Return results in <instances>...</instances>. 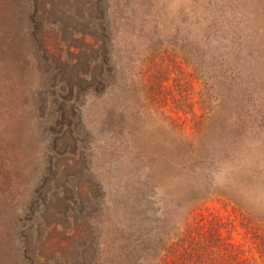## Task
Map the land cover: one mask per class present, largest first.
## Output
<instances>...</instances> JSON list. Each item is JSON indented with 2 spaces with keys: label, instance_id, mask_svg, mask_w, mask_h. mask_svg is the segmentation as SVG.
<instances>
[{
  "label": "rangeland",
  "instance_id": "374dc122",
  "mask_svg": "<svg viewBox=\"0 0 264 264\" xmlns=\"http://www.w3.org/2000/svg\"><path fill=\"white\" fill-rule=\"evenodd\" d=\"M27 4L0 0V264H124L133 229L156 225L143 220L148 210L166 217L152 238L192 218L216 221L257 257L218 195L233 198L245 166L210 170L193 184L199 200L163 186L150 210L137 191L146 170L163 172L156 157L164 148L169 158L176 142L200 138L192 127L209 130L205 83H224L201 60H187L189 12L213 10L223 26L244 29L238 40L248 54L232 48L220 56L233 80L222 90L231 86L232 108L264 119V0H39L35 15ZM7 35L22 37L17 55ZM150 93L156 102L144 100ZM251 160L263 174L247 175L264 179V150ZM253 194L243 204L260 202L264 217V181Z\"/></svg>",
  "mask_w": 264,
  "mask_h": 264
},
{
  "label": "trees",
  "instance_id": "16d2710c",
  "mask_svg": "<svg viewBox=\"0 0 264 264\" xmlns=\"http://www.w3.org/2000/svg\"><path fill=\"white\" fill-rule=\"evenodd\" d=\"M36 2L39 4V0H28L27 4L29 13L32 11L34 15L38 12ZM189 15L185 30L187 46L185 51L188 62L196 63L197 60H201L206 74L209 71L213 72L211 78L214 81L221 79L224 83L214 90L210 88L209 78L205 83L208 85V90L202 105L204 113L212 116L208 124L209 130L206 129L203 133L199 125L192 127L193 133L195 132L194 140L197 135L202 134L195 143L192 142L193 140L190 141V137V140L181 144L176 142L169 158H166L168 155L166 150L169 147L164 148L162 153L164 151L165 153L157 154L156 157L164 167L163 172L155 173L149 169L145 171L137 195L150 210L156 205L155 197L159 196L163 186H169L172 192L181 189V194L186 193L191 201L196 198L199 200L193 184H196L200 178L206 177L210 170L216 172V169L221 167L228 166L229 169L239 167L240 164L245 166L254 178H256L255 175L263 174L260 166L253 162L251 157L264 150V119L259 114L252 116L248 110L232 108L230 106L232 102L230 97H233L231 86L222 90L226 82L232 80V75L229 73L230 65L223 60V56L221 58L220 56L230 53L232 48L238 49L240 53L248 54V43L238 40V37L244 36V29L231 27L229 24L223 26V20L213 10L205 9L197 15L189 12ZM34 21L32 19L31 24L35 23ZM21 39L22 37L18 39L17 36H6L5 42L15 49L10 50L12 55L20 53L17 52L16 45ZM224 48L227 49L226 52L221 51ZM227 65L229 66L224 72L220 70ZM126 92L125 106L129 108L134 102V97L128 93L127 88ZM144 100L156 102L158 96L153 93L146 94ZM214 107L216 115H211ZM191 110L192 108L189 107V114ZM248 172L243 174L238 182L239 190L235 188L230 191L233 193L231 194L233 198L219 193L218 195L224 197L232 205L234 214L237 213L240 217V228L246 231L245 235H249V239L253 241L257 257L250 258L242 246L224 237L220 231L221 224H216V221L207 227L202 219L196 221L192 218L185 223L180 222L172 226L173 232L167 236L163 232L165 239L152 238L151 233L157 232L155 227L161 222L163 213L160 218L154 219V213L148 210L144 213L143 220L153 222L156 224L155 227L148 229L144 225L141 230L134 228L130 233L135 234L132 237L133 247L125 260L121 261L124 264H145L146 262L148 264H259L258 260L264 257V217L260 211L262 204L257 202L254 207L247 209L243 201L254 195L253 186L264 179L255 180L247 175ZM241 186L246 188L244 195L240 193ZM193 211L195 210L191 213ZM159 229L161 230V227Z\"/></svg>",
  "mask_w": 264,
  "mask_h": 264
}]
</instances>
